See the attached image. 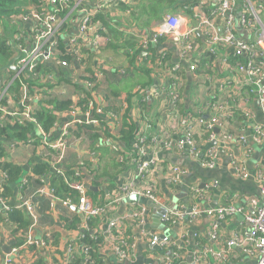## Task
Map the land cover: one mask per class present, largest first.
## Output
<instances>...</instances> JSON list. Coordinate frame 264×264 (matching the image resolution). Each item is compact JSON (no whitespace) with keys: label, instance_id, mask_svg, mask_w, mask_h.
I'll return each mask as SVG.
<instances>
[{"label":"crops","instance_id":"0c3cea01","mask_svg":"<svg viewBox=\"0 0 264 264\" xmlns=\"http://www.w3.org/2000/svg\"><path fill=\"white\" fill-rule=\"evenodd\" d=\"M230 1L233 6V26L237 34L243 40L251 41L254 37L252 29L248 30L250 26L247 25L244 17L238 19V15L243 9L242 4L237 6L234 0ZM252 3L253 5H264V0L252 1ZM132 5L138 4L132 3ZM215 5L216 0H189L187 6L173 5L174 8L165 9L163 20L166 15H171V13L168 14V11L181 12L187 20L188 27L196 28L202 13L205 15L207 7ZM185 10L187 11L182 13ZM116 15V21H122L121 15ZM139 15L138 13L136 16L141 25L144 18L141 20ZM87 16L88 13L70 10L68 22L64 25L68 28L64 31L65 43H68L73 37L76 39L80 36L79 23ZM18 21L21 24V17ZM262 22L264 23V12H262ZM157 25L153 22L148 28L134 26L122 28L127 39L135 41L140 49L137 50L136 70L131 71L128 62L117 60L109 52H107L106 60L108 58L115 67L123 68L122 76L119 77V84L122 88L119 93V102L123 104L129 102L126 91L130 90V94L138 91L136 97L131 101V107L129 106L132 120L137 124L138 129L144 132V126L149 124L148 133L155 136V139L164 137L166 133L167 137H171L176 143L187 145L181 153L162 148L158 151L147 150L148 153L153 154L152 157L164 171L176 167L181 170V176L177 184L171 182L166 177L167 174L160 172L154 173L152 177H147L146 182H152L157 193L161 194L166 202V207L157 204L159 209L154 211L141 203L142 201L122 202L128 190L138 189L145 184L130 160L125 169L118 174L117 168L114 165L111 167L109 161L103 160L98 163L100 172L104 165L108 164L110 168H107L108 176L102 180L85 183V185L89 184L96 188V191H91L92 193H89V190L86 191L89 201L93 205L106 206L112 201L114 202V196H119L121 199L106 207L102 218L92 217L94 232L105 235L112 230L121 229L130 233L133 238L131 255L128 260L119 261L115 255H112L109 250L111 249L110 245L107 243L102 250L100 249V256L104 264H165V259L169 260V264H193L195 258L202 254L206 257V264H257L260 256L250 245L232 248V252L225 256L227 241L235 236L248 239L250 226L244 220L243 214L248 211L253 202L258 203L260 192L256 176L257 171L264 172V142L252 147L248 143L252 138L250 126L264 127V113L256 95L251 92L248 86L249 76L229 67L228 62L232 63L233 53L230 48L211 47L200 31L195 33L194 54L202 59L200 65L204 72L203 76L208 79L207 85H214L215 91H221L222 97L219 95L216 97L226 106L227 110H233L234 113L235 110L248 111L249 116L246 118L247 124H245L247 143H232L224 147L221 141L210 143L208 140L198 139V143L194 144L189 137L187 138L183 134L186 117L189 113L195 112L197 101L203 103V100L209 99L211 90L209 91L207 85L201 86V79L199 80L189 69L190 64L194 60L196 61L195 56H184L178 41L172 37L155 38L153 36V29ZM29 27L30 23H26L22 29ZM26 40L25 33L23 42ZM128 41L131 42V40ZM105 42L106 39H103L96 45H104ZM123 42L125 43V41ZM82 44L84 45V41ZM96 45H87V48L93 49ZM130 45L129 43V46L126 47L130 48ZM124 51L120 49L117 54L122 55ZM101 61L104 63L103 60ZM98 65L103 64L99 63ZM124 68L126 69L124 70ZM129 71L131 72L128 74ZM166 71L180 77L181 99L179 103L181 105L180 112H183V115L179 120L176 118V112L173 113L168 105L162 106L161 90L169 83L162 78V73ZM127 75L134 77L132 81L125 83ZM227 81L229 82L225 85L224 83ZM67 100H72V98H67ZM74 100L79 102L83 99ZM12 103L13 105H10L4 101L3 106L8 109L18 107L17 100ZM97 103L101 104L105 101L100 97L99 100L97 99ZM202 112L201 119L208 120L209 110L203 107ZM79 119H82V110L78 113H62L57 120V127L51 134V140L57 139L60 131L67 127L73 126L74 132H82L80 126L75 127L74 125V122ZM195 121L192 123L189 119V128L195 127ZM174 124L180 126L176 132L169 130L170 126ZM148 133L143 134L147 135ZM34 134L38 136L36 132ZM108 136H111L110 128L106 129L104 138L99 140L98 154L113 156V150L106 142ZM3 145L4 147L1 149L3 154H0V195L2 197L4 195V197L0 200V218H6L12 207L19 209V206L23 204L25 207L23 209L27 214L30 213L27 208L33 205L35 219L31 229L25 230L24 234L21 231L10 234L0 220V264L5 261L10 264H63L68 255L67 244L79 239L83 235L81 232L87 233L90 228L88 222H83V220L78 224L74 222L77 217H82L77 208L80 202L79 195L76 202L72 201L67 192L60 194L64 199L58 198L51 190V178L54 174L62 175L65 182L64 178H67L65 171L70 169L74 171L75 166L81 163L80 161L88 158L87 151L89 150L79 146L75 152L69 149L63 155L64 160L61 161L54 157L59 153L49 152L41 142L18 145L13 141H5ZM82 146L86 148L84 140ZM94 150L97 151V149ZM212 150L219 153L216 164L212 167H205L201 162L207 159ZM193 152L198 154L197 157L192 156ZM234 161L242 164L249 174L248 178L241 179L234 174L232 169ZM7 165L15 166L21 170L18 182L10 185L13 195L8 197L5 196L8 172L1 170ZM38 165L45 166L46 174L44 176L33 174V168ZM56 170L59 172L57 173ZM25 185L28 187L24 190ZM40 188L44 189L42 194L38 193ZM23 191L24 193L21 195ZM194 191H197L198 196L194 195ZM28 199L30 200L28 201ZM231 207L239 210V213L217 214L219 209ZM194 208L200 209L201 213L193 215ZM160 209L170 212L168 219L164 222L162 215L158 212ZM174 213L179 215L177 222H169L170 218L175 217ZM154 219L160 224L159 227H153ZM94 232L92 231L93 234H95ZM25 235H29V244L25 242L27 239ZM49 238H52L58 249L54 246L50 249L47 247L46 241ZM20 241H22V245H19ZM14 244L18 246H14ZM13 249H18L17 253L10 254ZM57 250H61V254L55 252ZM188 258L190 262L187 261Z\"/></svg>","mask_w":264,"mask_h":264},{"label":"built area","instance_id":"2783aa9c","mask_svg":"<svg viewBox=\"0 0 264 264\" xmlns=\"http://www.w3.org/2000/svg\"><path fill=\"white\" fill-rule=\"evenodd\" d=\"M112 0H98L96 4H92V2H89V0H77L75 5L70 9L71 11L77 10L79 12L88 13V16L79 23V32L80 36L78 38H71L68 43V49L73 54V52L77 53L79 52V49L86 48L87 45L92 46L96 45L97 43L103 41V36L101 33H96L93 30V20L92 17L97 13L98 9L100 7H103L107 5V3L111 2ZM61 2L64 4V1L61 0ZM52 3H55V1H52ZM91 4V5H90ZM241 4L243 6V9H241L239 17H244L246 19V23L249 27L248 30L253 31L254 37L251 41L243 40L237 33L233 32V19L234 16L232 14V3L230 0H216V7L213 8L211 11H205V15L202 13L201 17L199 18V23L196 28L188 27L187 20L182 15H166L164 20L162 22L158 23L157 26L153 29V36L156 38L160 37H172L176 39L179 43V46L181 47L182 53L184 56H195L194 50L195 47L193 45L194 39H195V33L200 31L205 38L207 43L211 47H219V48H230L232 50V58L239 60L241 59L243 54L249 53V59H247L246 64H237L236 66H233L232 63L229 64V67L231 69L238 70L240 72H244L249 76L248 79V86L251 89V92L256 95L257 100L259 101V104L263 110L264 113V23L262 22L260 15H262V12H264V5H253L252 0H241ZM210 10V9H209ZM69 16V13L65 16H55L50 12H35L30 11L28 14L21 16V24L20 27L23 28V25L26 23H30L31 32L33 34L32 40L30 44H28V47H16L13 45V56L19 54L18 59L14 63V74L11 76H7L6 74L3 75V77L0 78V111H2V116H0L1 119H5L6 117H9L11 119L17 120L18 122L28 121L33 122V114L35 110L38 109H32L31 106H28L25 104L24 100H29L32 102H37L40 99L43 98H49L47 95H58L61 98L67 99L72 98V100L77 98H82L84 100V94L80 91L71 90L66 88L63 85L56 86L50 89H43L41 91H44L43 93H40L38 90H35L32 95L29 94V90L27 86L21 87V101L18 100V107L14 108L11 107L10 109L4 107L2 104L3 101H6L4 98L7 96V91L9 88V85L13 82L14 79L18 78L23 70H27L28 72H33L37 65L39 63H47L50 62L52 59H54L55 56L58 55V52L55 51V41H53L56 33L67 24V18ZM211 17H215L214 19H210ZM101 40V41H100ZM84 41V45L82 42ZM97 41V42H95ZM99 41V42H98ZM212 52V51H211ZM212 55V54H211ZM196 61L194 60L193 63L190 64L189 69L191 72H195L198 70L201 58L195 56ZM62 67H66V64L64 62L60 63ZM94 77L101 81L103 76L96 72L94 74ZM162 78H164L167 82L166 86L161 90L162 92V106L165 107L168 105V108L175 113L177 120L180 119V116L183 114L179 113L177 110V92L180 88V77L174 74H170L168 71L165 73H162ZM51 78H48L46 80H50ZM201 86L207 85V80L201 79L200 80ZM81 82V81H80ZM229 81L225 82L224 84L228 83ZM83 84L89 85L87 82H83ZM209 88V91L211 90V93L209 95V99L203 100V103L197 101L195 112L190 113L186 117V125L183 127V134L185 137H189V139L195 144L198 143L195 139V137L200 136L202 132H208V142H214L221 141L222 144L227 146L228 144L232 143H247L246 137H239V140H235L232 138L231 133L227 130V126L229 124V121L233 119V110H227L226 106L217 99L216 96L219 95V97H222L223 94H221L220 90H214V85H207ZM221 94V95H220ZM50 96V97H51ZM208 96V95H207ZM218 97V98H219ZM82 100V102H83ZM97 103V99H94ZM159 99V102L161 101ZM213 100V101H211ZM14 100L10 99L6 102L10 103V105H13ZM75 101V100H74ZM99 106H105L107 103H101L98 104ZM82 106H77L76 110L71 111L70 113H78ZM203 107H206L209 110V118L208 120H202L201 115L203 114L202 110ZM20 108H23L20 110ZM96 110V112L92 109V104L88 105L87 111L85 113L82 112V119L76 120L74 122L75 127H83L84 125H88L94 128L101 127L100 121L95 118L97 116V112L99 110ZM191 115V116H190ZM244 115L247 118L249 116L248 111H244ZM106 119V118H104ZM189 119L193 123L195 121V124L193 128H189ZM248 120V119H247ZM115 126L111 129V136L106 138L107 144L110 145V148L113 150V152H124L122 147L118 144H112V141L110 137L115 136L117 133V130L119 129L116 124H118V120L115 117ZM175 122V121H174ZM176 123V122H175ZM57 124V123H56ZM57 127V126H56ZM251 127V133L252 138L249 140V144L251 147L253 145H258L264 142V127L258 126V125H252ZM107 128H105L106 130ZM180 129L179 125H172L170 126V131H178ZM217 130L218 132L215 133L214 130ZM75 128L73 126L64 128L60 131V135L57 139L51 140L50 134H46L44 132H41L39 127L35 128V132L38 134V136H41L42 141L41 144L43 147H45L49 152L53 153H59V155H54V157H57L58 160H64V154L71 149L72 151H77L78 146L89 150L87 151V155L89 159H93L96 155L92 150L88 148H84L82 146L83 143V136L82 132L76 133L74 132ZM82 130V128H81ZM144 132L148 133L150 130V125L146 124L144 126ZM141 130H139V134L141 137L139 138L141 141H143L146 138V135L143 134ZM116 133V134H114ZM80 134V135H79ZM82 136V137H81ZM105 136V135H104ZM103 136V138H104ZM154 137L151 140V146L150 149H154L155 151H158L160 148L166 149V150H176L178 153H181L184 150V147H187V145L176 143L171 139V137H167L166 133L165 136L160 139H155ZM30 145V144H26ZM218 152L216 150H212L210 154L208 155L207 159L201 162V164L205 167L209 166L212 167L216 164V159L218 157ZM153 154L148 153L147 150H141L139 151L138 158L130 160L137 171L139 172V177L145 181V184L143 186L139 187L138 189H130L124 196V198L136 195L140 198H145L151 200L156 205H161L163 207H166V202L164 198L161 196V194L157 193L155 189V185L152 182H146L147 177H152L154 173L160 172L161 174L164 173L166 177H168L171 182L177 184L179 183V177L181 176V170L172 167L168 168L166 171L162 169V166L158 163H156L155 158L152 157ZM197 153L193 152L192 156L197 157ZM82 162V161H80ZM81 165V163L77 164ZM77 165L74 168V175L76 180H69L68 178H64L65 182H69V186L72 190L76 191L77 194L80 197V202L77 205L78 210L81 212V221H86L87 218L90 217H99L100 215H103L104 211L106 210V207H108L110 204L112 205V202L107 204L106 206H98L93 205L86 194V190L84 188V185L86 182H89L91 179H93V173L89 171L88 169L84 167H77ZM232 169L234 171V174L241 178L246 179L249 177L248 172L244 169L242 164L240 162L234 161L232 163ZM58 173L59 171L56 170ZM78 173V174H77ZM62 176V175H61ZM79 179H85L84 182H80ZM256 180L258 182L259 186V192H260V198L258 200V203L253 202L246 211L243 216L244 220L247 222V224L250 226V231L248 232V239L244 237H234L230 241L226 242V254L232 252V248L235 247H243L250 245L254 251H257L259 254L258 263L257 264H264V172L263 171H257ZM44 192L43 188H40L38 190V193L42 194ZM196 196L197 191H194ZM121 197L114 196V202L117 200H120ZM30 199H28L29 201ZM23 206V204H21ZM19 206V208H23ZM28 205L27 203L25 204ZM25 209V207H24ZM30 213V218L32 220V223L26 230H30L33 226V221L35 219V212L33 205H30L29 208H27ZM166 210V209H165ZM200 209L194 208L193 209V215H199L201 211ZM167 211V210H166ZM168 213L166 212L162 214V221H166L168 219ZM235 213H239V210L231 207L228 209H219L217 211L218 215L226 214V215H233ZM210 214V213H209ZM174 218H170L169 222L176 223L178 219V214L174 213ZM84 217V218H83ZM160 217V218H161ZM124 231L121 229H115L110 232H108L107 236L105 237V243L110 245L109 249L112 253V255H115V257L119 261H126L128 260L130 254H126L122 252L117 246H115L116 243V236L122 237V234ZM29 236V235H28ZM27 235L25 237L27 238L25 242L29 244V238ZM77 241H71L67 244V259L63 264H71L72 257L77 253ZM155 242V241H153ZM47 247L50 249L51 246L47 245ZM18 249H13L10 254L17 253ZM84 261H82L81 264H91L89 261V257L87 255V250L84 251ZM224 256V257H225ZM223 257V255H222ZM220 257V259H222ZM116 259V260H117ZM200 262L202 264H206V257L205 255H200L199 257L195 258V263ZM3 264H10L9 262L5 261ZM165 264H169V260L165 259ZM194 264V263H193Z\"/></svg>","mask_w":264,"mask_h":264},{"label":"trees","instance_id":"16d2710c","mask_svg":"<svg viewBox=\"0 0 264 264\" xmlns=\"http://www.w3.org/2000/svg\"><path fill=\"white\" fill-rule=\"evenodd\" d=\"M55 1V3H52ZM0 0V69L8 64L9 60L13 57V45L16 47H28L30 44L33 34L31 28L22 29L19 24V17L28 14L30 11L35 12H50L55 16H65L70 12V9L75 5L76 0ZM259 1V0H252ZM89 2H92V0ZM98 0H93V4H96ZM132 3H137L138 5H132ZM189 0H112L107 3V5L100 7L97 13L92 17L93 30L96 33H101L103 39H106L105 44H98L93 49L92 48H80L79 52H73V54L67 48V43L64 41V31L68 30L66 26H63L55 35L53 41H55V51L58 55L54 57L50 62L39 63L33 72H28L23 70L20 76L13 80L9 85L7 96L4 98L6 101L20 100L21 101V87L27 86L29 94L32 95L35 90L40 93L43 89H50L56 86L63 85L68 89L80 91L84 94V100L76 102L74 100H67L61 98L58 95H47L49 98L40 99L37 102H32L29 100H24L25 104L31 106L35 110L32 115L34 118L33 122L23 121L18 122L17 120L6 117L5 119L0 118V154L1 149L4 147L3 143L5 141H13L18 145L25 144H35L36 142H41V136L34 134L35 128L39 127L41 132L46 134H51L57 126V120L59 116L64 112H71L76 110V106H82L80 110L83 113L87 111L88 105L92 104V109L96 112L98 105L94 99L101 97L107 105L99 106L97 112V118L100 121L101 127L94 128L88 125H84L82 128V136L86 142V148L97 149V151L92 150L96 153L93 159L83 160L81 165L77 167H84L93 173V179L89 182L102 180L105 176H108L107 168H110L107 164L101 169L98 168V163L101 162L100 156H104L109 163L117 168V174L123 171L129 160L137 159L139 151L149 150L153 144L151 140L155 137L148 133L146 138L141 141L139 138V129L137 124L133 122L130 108L131 101L136 97L138 91L130 94V90L126 91L127 98L129 102L123 104L119 102V93L122 91L121 84H119V77L122 76V67H115L110 61L106 60L107 52L114 55L117 60L125 61L129 63L131 71L136 70L135 62L136 57H138V51L140 50L137 43L132 39H127L125 32L123 33V27L134 26L137 28H148L151 23H160L163 20V11L165 9L174 8L173 5L178 7L187 6ZM91 5V4H90ZM210 7V10L208 9ZM205 11H211L215 6H209ZM182 11V13L186 12ZM174 11H168V14ZM140 14L142 24L138 23L137 14ZM120 14L122 21H116L117 15ZM211 17L210 19H214ZM22 29V30H20ZM233 32L237 33L236 29L233 28ZM27 35L26 42H23V36ZM128 40H131L128 41ZM125 41V43L123 42ZM127 48L126 46H129ZM124 46V47H123ZM122 49L124 54L119 55L117 52ZM138 50V51H137ZM249 53L243 54L241 59L236 60L232 58V65L246 64L247 59H249ZM103 60L104 63L101 61ZM97 61L95 64L94 62ZM61 62L66 64V67L61 66ZM102 63L103 65H98ZM128 66V67H129ZM126 68H124L125 70ZM141 69V68H140ZM129 71L128 74L131 72ZM99 72L103 78L98 81L94 74ZM11 76L14 74V69L6 68L0 71V78L3 75ZM132 74V73H131ZM197 78L207 80L204 77L202 66L200 65L198 70L194 72ZM134 76L127 75V80L124 82L132 81ZM51 78L50 80H46ZM81 81V82H80ZM83 82L90 84L86 85ZM122 83V82H121ZM131 89V88H130ZM51 96V97H50ZM177 110L180 112V96L181 87L177 92ZM117 97V98H115ZM115 98V100H114ZM4 101L1 105H3ZM23 108H20L22 110ZM190 114V113H189ZM0 116H2V111H0ZM115 117L118 120V130L117 134L110 137L112 144H118L122 147L124 152H115V155L105 156V154H98L99 140L103 139L105 135V128L115 126ZM106 118V119H104ZM246 117L243 110H235L233 114V119L229 121L227 130L231 133L232 138L239 140V137H245L246 127ZM209 133L202 132L200 136L195 137L196 141L199 140L206 141L208 139ZM109 137V136H108ZM36 141V142H35ZM97 159V160H96ZM1 170L8 172V183L5 187V196L13 195L10 185L12 183H17L21 173L20 168L15 166L7 165ZM33 174L37 176H44L46 174L45 166H35L33 168ZM65 175L69 180H76L73 169L65 171ZM110 178V177H109ZM108 178V179H109ZM4 180V178H3ZM2 180V181H3ZM1 181V179H0ZM80 182H86L85 179H79ZM1 183V182H0ZM69 182H64L63 177L58 174H54L51 178V190L53 194L58 198L64 199L60 194L68 193L71 196L72 201H77L78 194L76 191L72 190L69 186ZM28 186H24V190ZM92 193L91 191H88ZM24 191L21 192L23 195ZM4 197V195H3ZM100 215L98 218H102ZM3 227H5L9 233H17L21 231L24 234L26 228L32 223L30 216L24 211L23 208L16 209L12 207L7 213V217L1 219ZM94 219H89L88 226L90 231L83 234L76 241L77 253L72 257L71 264H81L84 261V251L87 250V255L91 264H104L100 256L101 250L106 245L105 237L108 234L100 235L94 232ZM81 221V217L74 221L78 224ZM82 223V221H81ZM24 229V230H22ZM92 231L95 233L93 234ZM117 246L122 252L126 254L131 253V246L133 242L132 235L124 231L122 237H115ZM25 239V238H24ZM23 241V240H22ZM22 241L19 245H22ZM46 243L49 246H54L58 249L57 245L49 238ZM14 246H18L14 244ZM101 249V250H100ZM61 254V250L55 251ZM216 264V263H215Z\"/></svg>","mask_w":264,"mask_h":264},{"label":"water","instance_id":"95a60500","mask_svg":"<svg viewBox=\"0 0 264 264\" xmlns=\"http://www.w3.org/2000/svg\"><path fill=\"white\" fill-rule=\"evenodd\" d=\"M234 1L237 4V6H239V4L241 3V0H234ZM18 57H19V54L17 53V55L13 56L9 60V62H8L7 65H5L4 67H2L0 69V71L1 70H4L6 68L14 69V63L18 59ZM214 132L217 133L218 131L215 129ZM84 188H85L86 191L87 190H89V191H96V188L95 187H92L89 184L84 185ZM129 201H142L141 203H143L147 207L152 208L154 211H156V209L158 208V206L155 203H153L151 200L145 199V198H140V197H138L136 195H132V196L126 197V198L123 199L122 202L125 203V202H129ZM158 212H160V215H162V214L166 213L167 211L165 209H160V211H158ZM159 225L160 224L158 223V221L156 219H154L153 227H159ZM187 261L190 262V259L188 258Z\"/></svg>","mask_w":264,"mask_h":264},{"label":"rangeland","instance_id":"374dc122","mask_svg":"<svg viewBox=\"0 0 264 264\" xmlns=\"http://www.w3.org/2000/svg\"><path fill=\"white\" fill-rule=\"evenodd\" d=\"M171 15H172V16H176V15H182V14H181V12H173V13H171ZM260 18H261V20H262V15H260ZM115 98H117V97H115ZM115 98H114V100H115ZM110 128L112 129L113 126H111ZM91 150H94V149H91ZM112 153L115 155V153H114L113 151H112ZM94 154H95V153H94ZM99 155H100V154H99ZM88 158H89V156H88ZM99 158H100L101 161L106 160V158H105L104 156H100ZM82 161H83V160H82ZM106 161H107V160H106Z\"/></svg>","mask_w":264,"mask_h":264},{"label":"bare ground","instance_id":"6f19581e","mask_svg":"<svg viewBox=\"0 0 264 264\" xmlns=\"http://www.w3.org/2000/svg\"><path fill=\"white\" fill-rule=\"evenodd\" d=\"M3 199V197L0 195V200H2ZM21 207H23L24 208V206H22L21 205ZM92 217H90V218H87V220L85 221L86 223H87V221L89 220V219H91ZM194 264H198V263H194Z\"/></svg>","mask_w":264,"mask_h":264},{"label":"clouds","instance_id":"9594fccd","mask_svg":"<svg viewBox=\"0 0 264 264\" xmlns=\"http://www.w3.org/2000/svg\"><path fill=\"white\" fill-rule=\"evenodd\" d=\"M26 145V144H25ZM63 177V176H62Z\"/></svg>","mask_w":264,"mask_h":264}]
</instances>
